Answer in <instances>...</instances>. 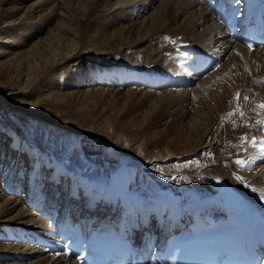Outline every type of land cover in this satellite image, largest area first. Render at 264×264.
<instances>
[{
	"label": "bare ground",
	"instance_id": "6f19581e",
	"mask_svg": "<svg viewBox=\"0 0 264 264\" xmlns=\"http://www.w3.org/2000/svg\"><path fill=\"white\" fill-rule=\"evenodd\" d=\"M220 18L264 26V0H0V103L22 118L0 115V264H77L37 246L36 236L58 231L59 222L62 229L76 218L115 215L121 187L144 189L148 174L170 185L171 207L130 218L141 242L182 227L195 190L206 213L219 212L216 194L230 190L264 214V48L244 47ZM23 26L26 37L18 34ZM180 40L220 58V66L195 75ZM87 43L115 64L68 86L82 90L60 89L62 67L95 55L83 50ZM38 89L49 104L21 101ZM107 110L117 115H101ZM26 113L38 126L23 121ZM253 134L256 147L243 139ZM63 138L68 147L61 144L58 157ZM93 175L110 177L116 194L94 192L87 185Z\"/></svg>",
	"mask_w": 264,
	"mask_h": 264
},
{
	"label": "rangeland",
	"instance_id": "374dc122",
	"mask_svg": "<svg viewBox=\"0 0 264 264\" xmlns=\"http://www.w3.org/2000/svg\"><path fill=\"white\" fill-rule=\"evenodd\" d=\"M109 18V17H108ZM110 18H115V17H110ZM109 18V19H110ZM110 30H112V29H110ZM24 31V32H23ZM23 33V35L22 36H24V37H26V35L28 36V32H29V29L27 28V27H24L23 26V29H22V27L20 28V31H18V34H20V33ZM27 33V34H26ZM165 35H169V33H164V35H162L163 37H166ZM169 38L171 39V40H173V38H175V36H169ZM164 46V52H167L166 53V55H169V48H170V46L168 45V46H166V45H163ZM89 47V48H88ZM95 44L94 43H87V46H85L84 47V49L83 50H85V51H87V52H94V54L97 56H93V57H88V56H84V57H79L77 60H75V61H73L72 63H70V64H68V66L67 67H62V69L59 71V78H58V80H57V85H59V88L60 89H62V90H67V91H70L71 89L73 90V89H77V90H82V88L83 87H85V86H83V85H81V86H79V87H68V86H72V85H74V82L76 83L77 81H78V79L80 80H82V78H84L86 75H87V73H90V74H92V73H95V74H97V72H100V70L101 69H103L105 66H107L108 65V67H110V66H112V64L114 65L115 64V62L113 61V60H110V58L108 59V58H102V56H106V55H103V53L104 52H102V53H99L98 51H100V50H98V48L97 47H95ZM116 52H118V51H116ZM98 53V54H97ZM106 53V52H105ZM114 53V52H113ZM99 54H101V56L99 55ZM115 54H117V53H114V57L116 56ZM108 55V54H107ZM101 58H100V57ZM87 57V58H86ZM92 60H91V59ZM99 58V59H98ZM115 58H117V56L115 57ZM119 58V57H118ZM82 59H84V60H82ZM102 59V60H101ZM108 60V61H107ZM78 61H80V62H82V63H80V62H78ZM90 62V63H89ZM93 62V63H92ZM101 62V63H100ZM107 62H110V63H107ZM87 63V64H86ZM97 64V65H96ZM87 66V67H86ZM99 66H100V68H99ZM85 67V68H84ZM96 67V68H95ZM98 67V68H97ZM148 67V66H147ZM154 66H150L149 67V69L150 68H153ZM92 68V69H91ZM67 69H68V71H67ZM80 70H81V72H80ZM83 70V71H82ZM86 70H87V72H86ZM85 71V72H84ZM90 71V72H89ZM95 71V72H94ZM72 72V73H71ZM74 72V73H73ZM81 73L83 74V75H81ZM62 74H64V76L62 75ZM84 74H86L85 76H84ZM66 75V76H65ZM68 75V76H67ZM71 75V76H70ZM80 77V76H82V77H80V78H78V77ZM65 77V78H64ZM68 77V78H67ZM73 77V78H72ZM77 77V78H76ZM67 78V79H66ZM70 78V79H69ZM75 79V81H73ZM77 79V80H76ZM62 80V81H61ZM65 81V84L63 85V83H64V81ZM70 80H71V82L73 83V84H71L70 83ZM58 82H60V83H58ZM62 82V83H61ZM67 83V84H66ZM61 85H63L62 87H61ZM67 86V87H66ZM64 87V88H63ZM67 88V89H66ZM80 88V89H79ZM37 89V88H36ZM36 89H34V90H36ZM69 89V90H68ZM33 90V91H34ZM40 89H38L37 91H34L35 92V94H34V92L32 93L33 94V96H27V95H25V97H23V98H21L22 100V102L23 103H26V104H32V103H35L36 104V106L37 105H39V106H41V105H44V104H47L48 102H46V100L43 98V91L42 90H40V91H42V92H40L39 91ZM41 93V94H40ZM40 94V95H39ZM36 96H38V97H36ZM28 97H29V99H28ZM34 97V99H32ZM39 98V99H38ZM26 99V100H25ZM37 99V100H36ZM31 100V101H30ZM38 100H39V102H38ZM3 102H1L0 103V115L1 116H4V117H6L5 118V120L7 121V122H12V121H14V120H18L19 119V122H20V120H22V118L20 117V116H16V117H18V118H16L15 117V115H19L18 113H16V112H12V110H10L9 108H8V106L5 104V106L2 104ZM49 104V103H48ZM47 106V105H46ZM8 110V111H7ZM2 112V113H1ZM8 113H9V115H10V117L8 116ZM15 114V115H14ZM91 114H94L95 116H98V112H92ZM107 114H110V115H112V116H116L117 114L115 113V111L114 110H107L106 112H103L101 115H107ZM25 115H27V116H25ZM25 115H22V117H24L25 119H23V121L24 122H28V123H30V122H32V123H37V126H38V122H39V120H37V118H35V117H33V116H29V114L28 113H26ZM27 117V118H26ZM69 117V118H68ZM67 117V119H71V118H75V117H73V116H68ZM10 118V119H9ZM29 118V119H28ZM11 119H12V121H11ZM5 121V122H6ZM38 121V122H37ZM71 121H72V119H71ZM235 123H236V121H235ZM41 124V123H40ZM231 124H232V121H230L229 122V127L231 126ZM238 125V124H237ZM51 133H53V135H56V136H65V135H62L61 133H58V132H55V131H53V130H51ZM50 133V134H51ZM56 133V134H55ZM230 133V128H228L227 129V132L224 134L225 136H227L228 134ZM61 134V135H60ZM48 135H49V133H48ZM235 135V134H234ZM68 138V137H67ZM75 138H77V139H80V140H83L82 138H78V137H75ZM50 139H48L47 140V142L49 141ZM59 143H58V142ZM57 141L55 140V141H52L51 143H49V146H51V145H53V143H54V146H55V142L56 143H58V144H56V145H58L57 146V148H56V151H57V156L59 157L60 155H62V153H63V150H64V148L66 147H68V145L65 143L66 141H65V139L63 138V141H59L58 139H57ZM31 143H35L36 141H33V140H31L30 141ZM61 142V143H60ZM65 145L64 146V148H61L62 147V145ZM60 145H61V147H60ZM51 148V151L50 152H53V151H55V147L53 148L52 146L50 147ZM60 149V150H59ZM62 152V153H61ZM93 153H95V152H92L91 153V155H93Z\"/></svg>",
	"mask_w": 264,
	"mask_h": 264
},
{
	"label": "snow or ice",
	"instance_id": "6c2138e0",
	"mask_svg": "<svg viewBox=\"0 0 264 264\" xmlns=\"http://www.w3.org/2000/svg\"><path fill=\"white\" fill-rule=\"evenodd\" d=\"M249 48H251V45H249ZM259 107L264 108V104L259 105ZM241 115H243V114H241ZM243 139L247 140L246 137L243 138ZM252 143H253L254 145L256 144V140H255V138L252 139ZM235 163H236L237 165L241 166V167H245V161H244V160L237 159V160L235 161ZM261 264H264V261H262Z\"/></svg>",
	"mask_w": 264,
	"mask_h": 264
}]
</instances>
